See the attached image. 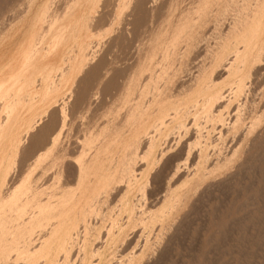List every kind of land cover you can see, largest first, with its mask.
<instances>
[{
    "label": "rangeland",
    "instance_id": "obj_1",
    "mask_svg": "<svg viewBox=\"0 0 264 264\" xmlns=\"http://www.w3.org/2000/svg\"><path fill=\"white\" fill-rule=\"evenodd\" d=\"M9 1L10 0H3V1L0 0V13H1V16H0V82L5 80L6 77L10 76L12 73L17 74V72L19 71V67L21 66V63H23L25 61V58L29 56L28 49L32 45V42L34 40H36L35 41L36 47H34V49L36 48L35 49L36 51L33 54L34 57H32V65L34 63L39 65V64H43L47 62H50V63L55 62L57 64L61 58L69 59L70 56L71 58L72 57L74 58L75 55L73 53L76 54L75 46H81L87 36H88L87 39H90V41L93 44L95 43L100 44L101 42V45H105V46H107L111 42V40L114 38V36H111L113 35V33L110 35L111 40L107 36H105L104 29H96V30H93L94 32L92 31V33H88L87 26L89 24L88 20L90 17L92 18L94 17L93 23H95L96 22L95 19L98 20L99 17L102 15L105 19L107 18V21H109L108 20L109 15L112 14L115 19L112 22V28H116V27L121 28L123 24L122 22L124 20V15L121 17V12H122L121 10L119 9L112 10L114 7H112L113 3H111L110 0L106 2L105 0L103 1H100V0H67L64 3L65 5L63 4L64 6L62 5L57 6L58 8H56V6H52L51 11L55 12V16H57L56 15V12H57V14H59L58 16L59 17L61 16L60 17L61 20L55 23V25L53 23L51 26L48 19L42 20V15L45 14V10H46L45 6L48 5L47 3L49 0H11L10 1L12 3L13 1H19L22 5L18 3L19 5H21L19 6L17 2H14L13 7L14 6L16 8L21 7V9L23 8L22 12H25V13H22V12L20 13V10H19L20 8L16 9L15 7L14 8L16 9V11L19 10V13L18 11L15 12V10L9 11L8 8L10 7V5L12 6V3H10ZM70 1L71 2L73 1V2L71 3ZM194 1H196L197 3V2H200L201 0H194ZM83 2L88 4V6L85 4L86 6L82 7ZM263 3H264V0H229L228 4L225 5L224 7H221L220 9L214 8L213 11L210 12V14L207 16L205 21L202 23V32L199 35V39H197V42L199 43V46H200L198 47V49L200 48V52L197 49V51L199 52V55L198 53L196 55L198 57L200 55L201 56L199 57L198 60H197L198 57L195 58L197 60L196 62L200 61L197 66H199L200 63L201 64L203 63V65L205 66L204 71H203L204 76L208 75V77L205 82L201 84H196L194 83L192 79V77L195 76L194 74L195 72L193 73L194 74L193 75L191 73L192 70H190L193 68L195 69V67L193 66L192 68H190L189 73L192 76L191 78L190 76L188 77L190 78V80L192 79L193 81L192 82L193 88L189 92H187L188 91L187 90L186 93L185 91L178 93L174 89L169 90V91L164 90L163 77L170 71V68H171L170 66L172 63H174L175 66L178 65L179 57L175 55L172 56L173 52L174 53L177 52L176 44L178 43L179 45H181L183 43L186 33L193 30L195 24L198 25L200 23L197 17L199 14H201L200 9L202 7L197 4V10L192 14L195 16V19L192 21L188 20V22L182 28L178 30H175V28H172L173 25H171L169 28H165L164 26L167 25L168 22L167 20H165L166 17L164 19L163 15L166 14L165 16H167V10H166V13L165 12L163 13V11L165 10L163 7L161 8L163 10L160 9V11L162 12L158 11L157 13L158 16H160L159 13L161 14V16L159 18L157 16L155 18V21L154 20L153 21L156 24L158 22H161V24L159 23L158 24L160 25V30L162 28L161 31H163L162 33L163 35H162V38L160 36L161 41L158 40L159 42L157 41L154 45L157 47L154 53L155 54V59H154L155 66H153L154 68L152 69L153 74L155 73V75H153L152 73L151 74L154 76L153 79L155 83H153L152 85H149L146 88L145 96L142 97L141 99H138L139 101L132 100L133 101L131 102L132 106L137 105V108L134 109L136 110L137 113L139 110H143L146 107L151 112V114L156 115L157 113H159L161 109H164L165 107H167L168 104H170L171 102L177 103L178 101H182L184 97L189 96L188 94H190L193 90L197 88H200L201 90H203L202 95H205L207 97L212 96V98H216V96H218V99L220 101L221 100L224 101L225 99H227L226 102L228 101V105L231 106L232 108L234 107L233 111H231L232 110L231 108H229L231 109L229 111L228 106H225L227 103L225 101L224 102L221 101L220 103L222 102L224 104L226 103L225 105L221 104L223 105V107L220 106V108L222 107L221 108L222 111L218 110V111H221L223 115L222 120L218 121L215 118L217 122H214L215 120L214 121L211 120L214 123H211V121L209 120L210 124L211 125L216 124L215 126H218L219 124L223 123L221 121H224L223 124H225L224 125L225 128L221 127L222 125L221 126L219 125L221 128L224 129V131L220 129L221 134L220 132L218 133L216 130H213V129L211 130L210 129L211 125L208 126V124H205V122L207 123V120L202 119L205 117L202 116L201 118V120L205 122H202V121H201L202 123L199 122L201 116L200 117L198 116L199 118L196 116V115H199L198 113L200 111L198 112V110H196L195 113H193V111L185 113L188 115L191 114L190 117H188L187 115L185 116L184 112L181 113L179 111V113L178 112L176 113L175 111H173V109L171 111L175 112V116L176 117L179 116V118L183 116L181 114H184L185 118L186 117L190 118V119L186 118L187 121L188 120L191 121L192 120L191 117L193 118L195 114H196L195 116L199 119L198 121V120H195L196 117L193 118V120L197 122L196 125L193 120L191 122H193L194 123L193 125L195 126L199 124L198 125L199 130H202L203 128L202 130L203 136L201 135L202 136L201 139H198L197 138L198 136H196L197 139L196 138L194 139L196 143H199L198 140H200V144H197L198 145L197 147L198 148L202 147L201 149L203 150V155H202L203 165L204 163H205V166H206V163H208V165H213V164L216 165L218 163H225V160L231 157L232 155H233L232 157L233 164L232 166L227 168L222 173H218L216 177L214 176L211 179H208L205 183H203L199 187L198 191H196V194L191 193L192 196L191 195L189 196L190 199H187L186 202H184L183 204L184 206L182 205L184 207V208L181 207V209L183 208L182 211L180 209L181 212L177 213L179 215H177L175 219L173 218L170 221L169 223L170 227L168 226V228L170 229L168 228L165 229L164 214H165V211L168 210V208H170L174 200V197H175V192L185 182L190 181L191 179H194L197 176V169L199 168L198 160L195 157H192V159L191 157H188V156H191L188 154L190 153V151L188 152L187 150L190 148L186 147V150L184 148L181 151V153H178V152H177L178 154L176 153L177 156L179 155L180 157H183L186 155V151H187L188 156L186 155L187 158L183 157V162H185V159H187L186 161H189L187 162L189 166L188 165L186 166V164L183 166L184 169L188 167L187 169H185V171L186 170L187 171L185 172L184 169L183 170L181 169L180 172L182 173L184 172L183 175L180 172H178V174H176L177 176H175L174 172H171L173 170L172 167L175 168L174 165L176 163V157H175L176 155L174 156L175 157L174 159H172L173 157H169L170 162L173 160V162L171 163L168 161H165L164 159L168 157L166 156V154L170 153L168 147H171V145L169 146V143L172 144L174 143L173 141L176 142V140H173L172 138L169 137V131L165 128H161L157 132L153 131L152 127L149 128L146 131L148 135L144 143L137 141L135 139L136 136L134 137L133 140H130L131 143L129 142L130 144L123 151L124 153L130 152V156H131L130 165L117 164V156L119 154L118 150L112 151V149L110 148L111 151L113 152V155H111L112 152L108 151L110 152L107 155L108 158L107 157H105L106 159L103 158V160H105L106 162L105 163L103 162L104 164L103 163L102 164L104 165L103 173H106L108 175V178L106 177L105 179L113 180V178H116V182L113 185L115 186V188H117L115 189L117 190L115 192L116 193L115 199L117 201L112 207L117 208V210L119 209L120 211L122 210L121 207H124L123 214L126 215L129 213L128 206L130 205L132 206L134 203L135 205H133L132 208L136 207L135 209H137L136 216H137V219L140 225L138 228L140 230L136 229V231H140V232L139 233L136 232V234L134 233L132 235L136 238H131L132 236L130 235L127 236L126 238H128L129 240L126 239L122 242V243L125 242L126 244L124 243L122 246H120L122 244L121 243L118 246V248L116 247V249H110L112 248V246L111 247L109 246V244L106 242V239L103 236L105 234L104 231L107 232L108 227H109L108 230L109 229L112 230L113 228L116 229L118 222H119L117 218H121V216L117 212H116V216L117 214L118 216L116 217V219L118 221H116L114 216L113 218L110 215L111 213H108V216H107V213H105V210H104L105 205H103L102 207L103 208L101 211L102 213L100 211L98 212L97 210L95 211L96 206L99 207L98 203H96L95 208H92V207L90 208L92 209V212L90 213L92 214L94 218L92 216H89V214H86L87 218L83 214L80 213L82 215L81 216L79 212L77 211L78 213L75 212V214L76 215L79 214L81 216L79 218L77 217L79 215L75 216L74 211L71 212L76 217L75 218L76 220L74 221H77L78 223L79 221L78 218L79 219L82 218L79 224L82 223V225L90 226L88 228V231L93 226L92 232H90L91 230L89 232L90 234L91 233L94 234L96 238L95 239L96 242H94L95 241L94 240L93 243L87 248V251L89 254V257H88L89 260L87 261L88 263L86 262L84 264H97L98 262H100L99 261L100 259L103 261V264H264V124L257 127L256 130L253 131V133H251L247 138H245L247 136L246 133L249 132L248 129H249L251 122L253 121V116L257 113L259 107L264 105V56H263L264 47L262 50L263 53L262 51L261 52L259 51V53H252V55L255 54L254 55L255 59L257 57L256 54H258V57H257L258 59H259L260 53H261V56H263L261 58V61L256 59L259 62L256 63L255 61L254 63V66H257L255 67L257 71L255 69H253L252 72L245 71L247 73V76H246V73L243 72L244 71L243 64L246 60L247 55H249L248 54L249 52L247 51L248 50L247 45H249L250 43L249 41L252 39L251 34H254L257 32L256 30L258 28V25L259 23H261L259 21L263 17V7H262ZM185 5L190 6L192 8L193 3H191L190 0H187L185 2ZM1 7H4L3 10ZM13 7H10V9L11 8L14 9ZM81 12H82L83 17H80ZM107 13L108 15H106ZM13 14L15 15V17L18 15L19 18L17 17H16L17 19L14 18ZM162 17L164 19V22H163V19L162 20L160 19ZM105 19L104 21L107 23ZM156 19L160 21L157 22ZM117 21L120 22V24H117ZM46 22L48 23L47 25H45ZM162 23L165 25H162ZM148 24L144 26L145 29L144 28L143 30L140 29L137 32L139 33L142 30L141 34L139 33L141 36L143 35L142 41H147L146 42L147 45L149 43L151 47V44H150L151 42L148 41L150 35L146 34V32L150 29L148 28L149 27ZM47 26L49 27V29ZM161 26H163L165 29ZM45 29L46 30L48 29L51 31L47 30L46 32L48 33H46ZM158 30L159 29H157V31ZM143 31H145V33ZM138 33L135 34V36L131 38V42L127 40V43H130L128 45L131 48H134L135 46L139 45V47H135V48L145 47V49L147 50V46H145L146 43L143 46V43L141 42L142 44L140 43L141 44V47H140L139 41L141 40L140 38L141 36ZM138 35L140 37H138ZM144 35H145V38H143ZM176 35L177 37L175 38ZM136 36L140 38V40H138ZM147 37H148V40L146 39ZM124 43L126 42H122V44ZM120 44L119 45L117 44L115 46L113 45V47H111L114 51L110 49L111 53L110 55L109 54L106 55L107 59H109L110 56H111L110 58L118 57L119 52H121L120 49L122 48V47L119 48ZM122 44L121 46H123ZM149 45H148V50L150 48ZM225 56H227V59H229L231 63L229 62L228 64L227 63L228 60L225 61L224 59ZM229 56H231V59L232 58L233 59L231 60L230 58H228ZM223 59L225 61V62L223 61L224 62L223 64H225L224 68L222 67L223 65H221L222 62H220ZM216 65H218V67L221 65L219 68L217 67L216 70H219L221 67L222 69H225L227 67V72L226 73L224 72L226 70L225 69L224 71L219 70L220 72L214 71L213 73H209V70L213 66H216ZM228 67L230 68L229 70H228ZM154 69H155V72H154ZM36 71H38L37 68L36 70L34 68H29L27 69V72L25 75L33 76V78H39V76L36 74L37 73ZM243 73H245V77ZM248 73H250L249 77H248ZM82 75L83 74H81L80 77H82ZM246 77H248V79ZM241 81H244V82L246 81L245 87H244L245 90L242 89L244 90V93H242L237 98H235L236 96L233 95L234 93L231 94L233 97L235 96L234 97L235 99H233L231 95L229 96V93H227L228 95L226 94L228 96L227 98L226 97L222 98V96L224 95L221 96V93L223 94L224 91L222 92L221 89L224 88L225 84L226 85L229 84V86L232 84L239 85ZM75 83H76V80L74 82L73 81L70 82L67 89L70 87L72 88V90H73V87L78 89L79 84L77 83L78 85H76L75 87ZM58 84H60L59 81L58 83H56V88H55L57 92H58V89H60ZM236 85L234 86L232 85V86L236 89L238 88V85L237 86ZM93 86L95 87L93 88ZM93 86L91 87V89L96 90V83ZM16 87L15 86L13 87L15 91H16ZM35 89H34L35 92H37L41 89V87L38 86ZM88 91L86 92V95ZM91 91H89L90 92L89 97L91 96L90 95L91 93L92 94L94 93L93 91L92 92ZM44 92H49V91H44ZM238 93L239 91L237 92V95ZM110 94H109L110 96H108V99H107V96L105 97L106 99H104L103 96L99 95V98L101 97L100 101L103 102V100H106L104 101L106 104L108 102V106H106L105 104L106 107L105 106L103 107L102 105L104 104H102L98 99L100 103L99 102L97 103H99V105L102 104L101 107H103V112H104V108H107L110 105H112L110 102H113V104L118 105V102L116 101L117 99H115V96H113L114 94L113 95L112 93ZM31 96L34 97V95H31ZM153 97L160 98V101L156 103L152 102ZM219 97H221L222 99ZM73 98L74 97H72V94H70L71 102ZM109 98L113 101L109 100ZM228 98H231L232 100ZM84 99L85 100L87 99L86 100L87 102L88 97L83 98V101L80 102L81 104L83 103L82 106L83 105L85 106ZM32 100L33 99H31L30 101V105H32L35 108V110L38 111V109L42 108L41 107L42 105L40 104V102H38L39 99H35L34 101ZM97 103L95 105L97 106L95 107V109H97L98 112H95L96 110L94 109L93 113L95 114H92V113L88 114L87 118L84 120L85 122L84 126H87L90 120L92 121L90 124L92 126L95 121H98L99 114H102V110H99L98 107L100 106H98ZM216 103L217 104L214 103V106L216 105L219 106L218 102ZM81 104H78V107L81 111L76 110L78 109V107L73 108L74 110H72V112L75 115L78 112H83L84 106L81 107ZM7 105H8V102H2L0 100V122L4 119L2 114L7 109ZM211 105L213 106V104ZM93 106H94V103L92 105V109L94 108ZM177 106L178 105H176V108ZM236 106H239V108L237 107L238 109H236ZM178 107H180V105ZM202 107L204 106H201L200 110L204 109ZM18 108L20 109L21 106H18ZM203 111L204 110L201 111L202 115L205 112ZM228 111L231 112V114H229L230 117H228V113H227ZM136 112H134V115L136 114ZM232 112L233 113L235 112V116L233 115ZM73 113L72 115H74ZM78 114L80 115V113ZM78 114L75 116L76 119H78L77 117L79 116ZM171 116H172V113H171ZM175 116H173L172 119ZM132 117H135V116L132 115ZM176 117L173 120L178 119ZM75 118H74L75 123L70 129L68 137L61 139V142L65 143V145L67 146L69 153L71 152L72 143L75 141H79L81 144V140L83 137V132L81 131V129H79L77 125L79 120H76ZM185 118L181 117L180 119L182 120H178V121L184 122L183 120ZM168 119L170 121V118ZM186 119L184 123H186ZM228 119L230 123L229 126L227 125ZM179 122H177V124H179ZM187 124H190V123L187 122L186 125ZM127 127H128V130L130 131L129 126ZM218 128L217 130L220 131ZM128 130L124 128L123 130L120 131V134L122 132V136L118 137L119 140L122 137H124L123 135L129 136ZM126 131L128 135H126ZM182 133H184V135ZM182 133H180L181 136L185 137L186 135L187 138H189V135H187L185 131H183ZM180 135H178L177 137H180ZM118 138H117V141H119ZM124 138L127 139L129 137H124ZM123 140L121 139L119 142ZM27 141L28 140L25 141V146H26ZM167 141H168V146H166ZM240 147H241V150L239 152V156L237 160L235 161L233 151L237 150ZM41 149L42 148H40V150ZM34 150L30 151V155L29 157H27L28 159L31 156H34L33 154H31V152H34L36 155L40 151L39 148L36 149L38 152H35ZM172 150L173 149H170V151ZM21 151L17 152V154L19 153V155L15 157L16 163L12 166V168L14 169V171L12 170L14 172L13 176L15 178H18V175L20 172L24 173V170L29 171L27 170L29 163H25V161L29 162L28 159L27 158L25 160L20 159ZM161 155L162 156L164 155L166 157L163 156V159H162ZM79 157H80V152H76L72 156H70L68 159L75 162L77 161V159H79ZM169 158H167V160ZM142 160H146V161L153 160L154 162H156V164L150 171L151 174L149 175L146 174L148 171V167L141 163ZM47 161L45 162V159H44L43 162L45 163L43 164L42 162L43 166L42 165L41 166L46 170V171L43 170V173L46 172L47 174H49L51 177H48L49 175H46L45 173L48 179L47 182L49 181V184L51 182L54 184L53 181L54 180L56 181L55 178L57 177L56 176L54 177V179H52V176H55V174H53V172L55 173V170H54L55 167L51 165L52 159H51V164H49L50 162L48 161L49 162L48 163ZM47 163L50 165V168L48 167ZM18 164H20L22 167ZM45 164L47 165L44 167ZM18 166L20 168H18ZM19 169L20 170L23 169V170L20 171ZM106 174H103V175L105 176ZM46 176L44 177L46 178ZM58 179L60 180V182ZM57 180H58L57 183L61 184L64 179L57 178ZM109 180L108 182H111ZM16 182L14 181V183ZM70 185H72L71 187L74 188L73 186L74 183ZM127 192H130V200L131 202H133L130 205H129L128 200H125L124 198H120L121 196L123 197V195ZM95 214H97V216H95ZM96 218H99L101 220L103 219L104 220L103 223H101L102 222L101 220L100 222L99 220L95 221L94 219ZM105 218L106 219L108 218L109 221L108 219H107L108 222L105 221ZM88 220H91V221H88ZM87 221L89 223H87ZM110 221L112 223L114 221L116 222L112 224ZM77 223L75 222L76 225ZM92 223L94 225H92ZM115 223H116V227H114ZM76 225H75V228H76ZM82 225H78V228H80L81 226V229H82L83 227ZM100 226L102 227L100 228ZM105 226H106V230H104ZM97 228H100L101 230ZM81 229L76 228L75 231L77 232L72 231L74 233V235H72L74 237L73 244L74 243L76 244L77 241L79 240L78 244L74 245L75 247L73 245H71V247L70 245L67 246L68 248L65 249L66 251L64 250V252L66 253H62V257H61L62 260H64L65 258L66 260H68L69 256H70V259L72 258V260L70 259L68 260L69 263H67L68 261L64 260L67 264H81L82 263L81 262L82 258L80 257L82 253L86 251V249H85V243L83 241V238L80 237L82 235V231L80 232ZM95 230H97L96 233L98 235L95 234ZM37 232L39 231H36V234L38 235ZM35 235H33L34 239L36 238ZM75 236L79 239L75 240ZM96 236L98 238L99 237L101 238L98 239ZM132 239L133 241H130ZM37 240L36 241L34 240V241L37 242ZM127 240L129 242H126ZM105 243L108 245H106ZM77 247H78L77 251L79 253L76 251ZM70 248H73L75 251L71 250L70 252ZM82 250L84 252H82ZM38 251H35V252L37 253ZM11 253H12V256H15L13 255V253L15 254L16 252L12 251ZM32 254H33V251L31 250V255ZM64 254H67V255H64ZM74 254H77V255H74ZM84 254L82 256H84ZM42 258L45 259L46 257L44 256ZM61 258H59V262H57V264L65 263V262H62ZM16 259L17 258L15 259L12 258L11 261L12 260L16 261ZM19 261L21 260H17V262ZM20 263H22V261Z\"/></svg>",
    "mask_w": 264,
    "mask_h": 264
},
{
    "label": "bare ground",
    "instance_id": "obj_2",
    "mask_svg": "<svg viewBox=\"0 0 264 264\" xmlns=\"http://www.w3.org/2000/svg\"><path fill=\"white\" fill-rule=\"evenodd\" d=\"M66 1L67 0H49L47 3L48 5L45 6L46 10H45V14L42 15V20L48 19L51 26L53 23L55 25V23L59 22L61 20L60 19L61 16L59 17L58 16L59 14H57V12H56L57 16H55V12L51 11L52 6H56V8H58L57 6H61V5L64 6L65 5L64 3ZM106 1L108 0H105V2ZM186 1L187 0H110V2L113 3L112 7H114L112 10L119 9L122 11L121 17L124 15L123 22L120 20L123 23L121 28L119 27L112 28V22L115 19L113 15L110 13L108 18L109 21H107V18L105 19L102 15L99 17L98 20L95 19L96 22L93 23L94 17L93 18L90 17L88 20L89 24L87 26L88 33H92V31L96 29H104L105 36H107L109 39H110V35L113 33V35L111 36H114V38L112 40L110 39L111 42L107 46L101 45V42L100 44L99 43L93 44L90 41V39H87L88 38L87 36L81 46H75L76 54L73 53L75 55L74 58L73 57L71 58V56L69 59L61 58L57 64L55 62H51V63L47 62L39 65L34 63L32 65V57H34L33 54L36 51L35 50L36 48L34 49V47H36L35 46L36 40H34L32 42V45L28 49L29 56L25 58V61L23 63H21V66L19 67V71L17 72V74L12 73L10 76L6 77L5 80L0 82V100L2 102H8L7 109L2 114L4 119L1 117L3 120L1 119L2 121L0 122V264H10V263L18 264L21 261L22 263L20 264H55V263L57 264V262H59V258L62 257V253H66L64 252V250L68 248L67 246L70 245L71 247V245L74 246L78 244L79 240L77 241L76 244L75 243L73 244L74 237L72 235H74V233L72 231L77 232L75 231L76 228L81 229V226L80 228H78V225H82V223L79 224V222H81L82 219V218L79 219L82 216L81 214H83L85 217L86 214L92 216V214L90 213L92 212V209L90 208L91 207L95 208L96 203L99 204V207L96 206L95 211L97 210L98 212L99 211L101 212L103 209L102 208L103 205H105L104 210L105 213H107V216L108 213H111L110 215L112 217L114 216L115 219L118 216V214L121 216V218H117L119 220L117 227L115 223L114 227H116V229L113 228L114 230L113 229L108 230L109 228L108 227L107 232L104 231L105 234L103 232L104 234L103 237L106 239V242L109 244L110 247L112 246V248L110 249H116V247L118 248V246L124 240L128 239L126 238L127 236L129 235L132 236L134 233L136 234V232L139 233L140 231H136V229H138L140 226L136 216L137 209H135L136 208L135 206H134L135 208H132L133 205L135 204L130 200V192H127L123 195V197L122 196L120 197V198H124L125 200H128L129 205L133 203L132 206L130 205L131 208L130 206H128L129 207L128 214L126 215L123 214L124 207H121L122 209L121 211L119 209L117 210V208L112 207L117 201L115 199L116 196L115 192L117 191L115 189L117 188H115V186L113 185L116 182V178H113V180L108 179L111 182H108V180L105 179L106 177L108 178V175L106 173H103L104 172L103 164L106 162L105 160H103V158L105 157L108 158L107 156L108 153L118 150L119 154L117 156V164L130 165V157H131L130 152L124 153L123 152L124 149L131 143L130 140H133L135 136H136L135 139L137 141L144 143L148 135L146 131L151 127L155 132L159 131V129L161 128L167 129L169 131V137L172 138L173 140H176V142L173 141L174 143L172 144L169 143V146L171 145V147H168L170 153H168L167 152L168 150L165 148L167 150L166 152L168 153L166 154V156H168L167 158L173 157L172 159H174L176 157V163L174 165L175 168L172 167L174 171L173 170L171 171L174 172L175 176H177L176 174H178V172H180L181 169L182 170L184 169L183 166L185 164L186 166L187 165L189 166V164L187 163L189 161H186L187 159H185V162H183V157L187 158L188 154L191 155L188 156L191 157V159L192 157H195L198 160V165H199V168L197 169V176L194 179L185 182L175 192L174 200L170 208H168V210H166L164 214L165 229H167L168 226L170 227L169 224L170 221L173 218L175 219V217L179 215L177 214L178 212L182 211V209L184 208L183 204L184 202H186L187 199H190L189 196L190 195L192 196L191 193L196 194V191H198L199 187L203 183H205L208 179H211L214 176L216 177L218 173H222L227 168L232 166L233 155L228 159H226L225 163H218L216 165L213 164L214 166L208 165V163H206V166L205 163L203 165L202 164L203 150L201 149L202 147L201 148L197 147L198 146L197 144H200V140H198L199 143H196V141L194 140L196 136H198L197 137L198 139H201V137L203 136L202 134L203 128L202 130H199L198 128L199 124L195 126L197 122H195L193 118H195L196 116L197 117L201 116L200 121L198 119L199 117L198 118L196 117L195 120H198L199 122L201 121L205 122L203 120H207V123L205 122V124H208V126L211 125L210 121L211 120L214 121L215 118L218 121L222 120L223 115L221 113L222 111L221 108L223 107V105L221 104H224L223 102L224 101L226 102L227 99H225L224 101L221 100L223 102L220 103L221 101L218 99V96H216V98H212V96L207 97L205 95H202L203 90L197 88L193 90L190 94H188L189 96L184 97L182 101H178L177 103L171 102L170 104H168L167 107L161 109L159 113H157L156 115L151 114V112L146 107L143 110H139L137 113L136 110H134L135 108H137V105L134 104L136 106L135 107L132 106L131 103L133 102L132 100H138L144 97L146 88L149 85L155 83L153 79L154 77L153 75H155V73L153 74L152 69L154 68L153 66H155L154 53L157 47L154 45L158 40L161 41L160 36L162 38L163 35L162 34L163 31H161L162 28L160 30V25H159L161 24V22H158L160 20H157L161 16V14L159 13L160 16H158L157 13L163 7L165 9L163 13L164 12L166 13L167 10V16H165L166 14H164L163 17L164 19L166 17L165 20H167L168 23L167 25L162 23V25H165L164 26L165 28H169L171 25H173L172 28H175V30L182 28L188 22V20L192 21L195 19V16L192 14L197 10V4L202 7L200 9L201 14H199L197 17L200 23L198 25L195 24L194 29L186 33L183 43L181 45H179L178 43L176 44L177 52L175 53L173 52L172 56L174 55L178 56L179 63L176 66L174 63H172L173 65L171 64L170 71L163 77L164 90L169 91L174 89L178 93L184 91L186 93L187 90H188L187 92H189L193 88V84H192L193 81L196 84H201L206 81L208 75L204 76L203 73L205 66L203 65V63L202 64L200 63V65L197 66L200 61L196 62L201 56L200 55L198 57L196 55L197 53L199 55L200 52V48L198 49V47L200 46L199 43L197 42V39H199V35L202 32V23L205 21V19L210 14V12H212L214 8L220 9L221 7H224L225 5L228 4L229 0H201L200 2L197 3L194 0L193 1L190 0V2L193 3L192 8L190 6L185 5ZM14 2H17V4L20 3L19 1H13V3L10 2L12 3V6L10 5V7H13ZM85 4L86 3L83 2L82 7H85L86 5L88 6V4L86 5ZM10 7L8 8L9 11L15 10V12L18 11V13L19 10L21 13L23 9V8L21 9V7L16 8L14 6L16 9L20 8L19 10L16 11L14 7H13L14 9L12 8L10 9ZM262 7H263V17L259 21L261 23H259L258 25V28L256 30L257 32L251 34L252 39L249 41L250 42L249 45H247V49H248L247 51L249 52L248 53L249 55H247L246 60L243 64V70H244L243 72L245 71L252 72L253 69L257 67L254 66L255 61L256 63L261 61V58L264 56L263 54H262L263 56H261L260 53L258 59L257 58L258 54H256L257 55L256 59H258L259 60L258 61L254 58L255 54L252 55V53H259V51L261 52L264 47V3L262 4ZM1 8L3 10L4 7ZM82 12L80 14L81 15L80 17H83ZM14 14H13L14 18L16 17L19 18L18 15L15 17ZM106 15H108V13ZM157 16L158 18L156 20L159 24L158 23L156 24L154 22ZM163 17L160 19L162 20ZM104 19L107 21V23L104 21ZM47 24L48 23L46 22L45 25ZM117 24H120V22L117 21ZM146 24H148L149 27L148 26L147 27L150 28L147 31L149 33L146 32L147 35L148 34L150 35V37L148 36L149 40L148 37L146 38L148 41L151 42L150 43L151 47L148 43L150 47L149 50H148V45L146 43L147 41H142L143 35L142 36L140 35ZM140 29L142 30L141 32H139L140 33L139 34L137 31ZM157 29H159L160 31L159 30L157 31ZM47 30L45 29V32ZM136 32L141 36L140 37L138 35V37H140L141 40L136 36L137 39L140 40L139 44L142 42L144 46V44L146 43L145 46H147V50L145 49V47H141L142 43L140 44V47L143 49L135 48V47H139V45L135 46L134 48H131L128 45L130 43H127V40L131 42V38L134 37L135 34H137ZM143 32L145 33V31ZM176 37L177 35L175 36V38ZM143 38H145V35ZM122 42H126V43L122 44ZM120 43L123 46H121ZM117 44L118 45L120 44L119 48L122 47L120 49L121 52H119L118 57L110 58L111 56L110 57L108 56L109 59H107L106 55L108 54L110 55L111 53L110 49H112L111 47ZM197 49L199 50V52L197 51ZM227 56H225L224 59L225 61L228 60L227 63L229 64V62L231 63V61L227 59ZM231 56H229L228 58L231 59ZM195 58H197V60ZM224 59L220 61L222 62V64L219 63L223 65L222 66L223 68L225 67L224 66L225 64H223L225 62ZM218 65L213 66L209 70V73H213L214 71H219V70L224 71L225 69L226 70L224 72L225 73L227 72V67L225 69H222L221 67L219 70H216ZM193 66L195 67V69L194 68L190 69ZM29 68H34L35 70L37 68L38 71H36L37 72L36 74L39 76V78H33V76H26L25 74L27 72V69ZM189 69L192 70L191 72L192 74L195 72L194 73L195 78L192 77L193 81L192 79L190 80L192 75H190ZM229 69L230 68L228 67V70ZM245 73H243L244 77H245ZM81 74H83L82 77H80ZM188 76H190V78ZM249 76L250 73H248V77ZM248 77L246 78L248 79ZM75 80H76L75 87L76 85L79 84L78 89L74 87L73 90L71 87L67 89L69 83L72 81L74 82ZM58 81L60 82V84H58L60 89H58L57 92L55 88H56V83H58ZM245 82L241 81L239 85L237 84L238 85V88H236L237 90L233 87L236 84H232L233 86L230 85L231 87L229 86V84H227L228 86L225 84L224 88L221 89L222 92L224 91L223 94L221 93V96L224 95L222 96V98L225 97L227 98L228 97L227 93H229V96L234 93L233 95L236 96V97L234 96L235 98L240 96L242 93H244ZM95 83H96V90L94 89L92 90L91 87ZM14 86L15 87L17 86L16 91L13 89ZM38 86H40L41 89L35 92V90H37L35 88ZM94 87L95 86H93V88ZM89 89H91L94 92L93 94L92 93L90 94L91 95L90 97H89V93H90L89 91L91 90ZM44 91H49V92H44ZM87 91L88 93L86 95ZM238 91L239 93L237 95ZM110 93H112V95L114 94L113 96H115V99H117L116 101L118 102V105L113 104V102H110L112 105L109 104L110 106L104 108V112H103V107L106 104L104 101L106 100H103L104 103L100 101L101 97L99 98V95L103 96L104 99H106L105 97L107 96L108 99V96L111 95ZM70 94H72V97L75 98V99L73 98L74 101L72 100V102L70 101ZM31 95H34V97H32ZM85 95L88 97V101L86 102L87 99L86 100L84 99L85 106L83 105L84 106L83 112H78L80 113V115L78 113L77 114L80 117L77 116L78 119H76L75 116L77 114L75 115L72 112V110H74L73 108H77L78 104H81L80 102L83 101V98H87ZM234 97L233 99H235ZM231 98L228 99L232 100ZM31 99H33L32 101H34L35 99H39L40 101L38 100V102H40L42 108L38 109V111L35 110V108L32 105H30ZM98 99L104 105L102 104L99 105L100 102L98 101ZM109 100L111 99L109 98ZM159 101L160 98H156V97L152 98V102L154 103ZM216 102H218L219 106L218 105L214 106V103L217 104ZM93 103H94L93 106L94 108L92 109ZM96 103L98 106H100L98 108L99 110H102V114H99L98 121H95L92 126L90 125L92 122L91 120L87 124V126H84L85 125L84 120L87 118V115L91 113L95 114L93 112L95 107H97L95 106ZM226 103H225L226 105L225 104L224 105L228 106V110L230 111L232 109L231 111H233L234 107L232 108L231 106H229L228 101ZM82 104L81 107H83ZM211 104H213V106ZM101 105L103 107H101ZM176 105L178 106L180 105V107L177 106L176 108ZM18 106H21V108L19 109ZM106 106H108V102ZM201 106H204L202 107L204 109L200 110ZM220 106L222 107L220 108ZM237 107L239 108V106H236V109H238ZM172 109L176 113L177 112L179 113L180 111L181 113L184 112V114L192 111L193 113H195L196 110L200 112L199 113L197 112L199 115L195 114L196 116L192 115L193 118L191 117L195 125H193L194 123L191 122L192 120L187 121V119H190L188 117H190L191 114L190 115L185 114V116L186 115L188 116L186 117L187 118L186 119L184 114L180 113L181 115H183L180 116L186 119V123L187 122L190 123L186 125V123H184L185 119L183 120L184 122L178 121L182 119H180L181 117L179 118V116L176 117L175 112L171 111ZM76 110L77 111L80 110L79 107ZM95 110H96L95 112H98L97 109ZM202 110L205 111V112L203 111L205 113V114L203 113V115L201 112ZM133 111L136 112L135 115ZM229 111L227 112L228 117H230L229 114H231V112ZM72 113L74 115H72ZM132 115L135 117H132ZM233 115L235 116V112L233 113ZM173 116H175L178 119L173 120L175 118L174 117L172 119ZM202 116L205 118H202ZM74 118L76 120H79L77 125L79 129H81V131L83 132V137L81 140V144L79 141H75L72 143L71 152L69 153L67 146L65 145V143L61 142V139L68 137L70 129L75 123ZM168 118H170V121ZM201 118L203 120H201ZM217 120H215L214 122H217ZM176 121L179 122V124H177ZM212 121L211 123H214ZM221 122L224 123V121ZM227 122H228L227 125L229 126L230 125L229 119ZM223 123L219 125L220 126L222 125L221 127H224L225 124ZM171 124L174 125L172 126ZM263 124H264V105L259 107L257 113L253 116V121L251 122L248 129L250 133L249 132H248L249 134L246 133L247 136L245 135L246 136L245 138H247L251 133H253V131H255L257 127ZM215 125L216 124H212L210 126V129L216 130L218 133L220 132L221 134V130L224 131V129L221 128L219 125H218L219 128L218 126ZM127 126H129L130 131L128 130ZM216 127L219 130L220 129L221 130L218 131ZM122 128L123 129L125 128L129 131V136L123 135L124 137H129V138L125 139L124 137H122L121 139L124 140L119 142L121 139L119 140L118 137L122 136V132L120 134V131L123 130ZM181 131L182 132L185 131V133L189 135V138H187L186 135L185 137L181 136L180 135V133H182ZM177 134L180 135V137H177L178 136ZM182 134L184 135V133ZM126 135H128L127 131H126ZM117 138L119 141H117ZM26 140L28 141L25 146ZM166 146H168V141L166 143ZM186 147L191 149V150L187 149L188 152L190 151L191 154L186 151L187 156L186 155L183 157H180L179 155L177 156V154L181 153V151L184 148L186 150ZM38 148L39 150L40 148H42L43 150L41 149L38 152L36 150ZM110 148L112 149V151ZM170 149H173L174 151L172 150L173 151L172 152L170 151ZM33 150L38 153L35 155L34 152H31V154L34 155L31 156L33 159L31 157L28 159L27 157H29L30 151ZM240 150L241 147L233 151L235 161L239 156ZM18 151H21L20 159L22 160H25L26 158L28 159L29 162L25 161V163H29L27 169L29 171L24 170V173L20 172L18 178H15L13 176L14 169L12 168V166L16 163L15 157L19 155V153L17 154ZM76 152H80V157L79 159H77V161L74 162L68 159ZM111 155H113V152L111 153ZM163 156L161 157L162 159ZM167 158H164L165 161L170 162V158L168 160ZM44 159L45 162L48 160L50 162L49 163L47 161L49 164H51V159H52L51 165L55 167L54 168L55 173L53 172L55 176H52V179H54V177L57 176L55 178L56 181L55 180L53 181L54 184L56 182L55 185L52 182L51 183L53 185L51 183L49 184V181L47 182L48 179L46 176L49 174L45 172L46 173L45 175V173H43V170H45L42 167L43 164L45 163L43 162ZM171 162H173V160ZM141 163L148 167V171L146 173L147 175L151 174L150 171L156 164V162H154L153 160H148V161L142 160ZM47 164H45L44 167ZM49 164L48 167L50 168ZM18 168L20 167L18 166ZM187 168L188 167H186L185 169ZM39 169L41 172L39 171ZM180 173L183 175L184 172L183 173L180 172ZM103 174L106 175L104 176ZM43 175L46 176V178ZM48 177L51 176L49 175ZM57 178L60 179L62 178L64 180L61 184H58L57 182L59 179L57 180ZM14 181L17 182L14 183ZM72 182L74 183L73 185L74 188H72L71 187L72 185H70L73 184ZM181 207L183 208L181 209ZM73 211L74 214L77 211L79 212V214L81 213L80 214L81 216L79 214H77L79 216L75 214V216L79 217L78 223L77 221H74L76 220L75 219L76 217L74 216V214L71 213ZM116 212L118 213L117 216H116ZM97 214H95V216H97ZM107 219L105 218V221H107ZM117 219L116 221H118ZM94 220L95 221L99 220L100 222L101 219L96 218ZM88 221L87 223H89ZM101 221H102L101 223H103L104 220L102 219ZM75 222L77 223V225L75 224ZM92 225L94 224L92 223ZM82 226L83 227L80 230V232L82 231V235L80 237L83 238V241L85 243L86 253L83 251L85 249H83L82 252H84L85 254L81 252L82 255L84 254V256L81 255L80 258H82L81 259L82 261L81 260L80 261L82 262L81 264H84L89 260L88 258L89 254L87 248L93 243V241L96 238L94 234L92 233L90 234V232H92L93 226L91 227V229H89V231L91 230L90 232L88 231V228L90 226L88 225H87L88 227L85 225ZM102 226H100V228ZM100 228L97 229L101 230ZM104 230H106V226ZM36 231H39L37 232L38 235L36 234ZM96 231L97 230H95V234H97ZM33 235L36 236L35 239ZM32 237L35 241L38 238L39 239L37 240V242H35L32 239ZM131 238H136V237L132 236ZM76 239L79 238L75 236V240ZM128 240L126 242H129ZM130 241H133V239ZM94 242H96V240ZM124 243H122L120 246H122ZM34 249L35 251H38L40 249L39 250L40 253L39 251L36 253ZM31 250L33 251L32 255H31ZM71 250L75 251L73 248H70V252ZM77 250L78 247L76 248V251ZM12 251L16 252L15 254L13 253V255L15 256H12L11 253ZM44 256L46 257L45 259L42 258ZM14 257L17 258L16 261L15 260L11 261L12 258L15 259ZM68 258L70 259V256ZM17 260H21V261L17 262ZM64 260L68 261L66 260V258ZM64 260H62V262H65ZM70 260H72V258ZM99 261L100 262L98 263L96 262V263L103 264V261L101 259ZM67 263H69V261Z\"/></svg>",
    "mask_w": 264,
    "mask_h": 264
}]
</instances>
